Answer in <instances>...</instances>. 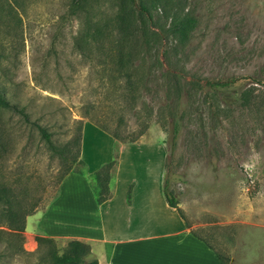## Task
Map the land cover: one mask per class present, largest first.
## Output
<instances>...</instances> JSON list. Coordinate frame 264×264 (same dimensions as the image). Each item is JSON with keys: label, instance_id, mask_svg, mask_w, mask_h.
<instances>
[{"label": "rangeland", "instance_id": "rangeland-1", "mask_svg": "<svg viewBox=\"0 0 264 264\" xmlns=\"http://www.w3.org/2000/svg\"><path fill=\"white\" fill-rule=\"evenodd\" d=\"M165 1L195 19L189 40L155 34L167 21L154 6ZM146 2L155 33L148 32L149 62L138 72L147 82L139 83L136 116L124 104L126 83L109 70V58L92 37L118 0H91L76 16L72 0H0V92L13 106L0 107V186L12 187L27 207L39 200L38 212L45 211L61 194L62 166L37 125L65 146L81 121L85 165L63 192L77 187L80 196L86 181L93 190L94 173L118 156L111 188L116 182L117 198L127 199L130 180L142 181L146 168L161 167L190 231L232 264H264V0ZM168 66L184 77L181 95L164 74ZM90 117L108 128L123 117L121 131L135 135L141 121L149 119L150 127L136 143H121ZM174 118L180 122L176 140ZM56 212L28 219L23 247L0 226V264H43L40 228L56 232L67 221ZM52 239L59 254L70 241Z\"/></svg>", "mask_w": 264, "mask_h": 264}, {"label": "trees", "instance_id": "trees-1", "mask_svg": "<svg viewBox=\"0 0 264 264\" xmlns=\"http://www.w3.org/2000/svg\"><path fill=\"white\" fill-rule=\"evenodd\" d=\"M90 1L91 0H72L71 14L76 16L80 12H86V6ZM115 6L117 9L108 14L107 17L105 16L106 18L102 20L103 24H99L96 27L92 37L95 41H100L101 49L106 53V57L109 58V70L114 72L116 78L122 79L123 83H126V88H124L122 95L124 104L128 107V110L135 111V115L138 116L139 112L136 108L138 106V100L142 98V94L139 92V83L143 84L147 82V75H144L140 80V78H138V72L143 68H147L149 62L147 53V46L149 45L148 32H153V26L151 25L153 18L146 0H118ZM154 7L160 12V18L167 21V25L164 24V26L159 27L156 33L153 32L158 38L163 40L165 37L172 36V38L182 43L189 40L195 28V19L190 13L185 12L183 9H170L166 1L163 4L157 3ZM106 44L108 45L106 46ZM164 56H166V53ZM157 63L161 66V69H165L163 60L158 59ZM168 67L169 68L166 67L167 69L164 74L166 76H171L173 81H175V85H179V90H181L184 88V85L181 84V80H183L184 77L181 73H176L171 70L170 66ZM208 85L212 88H220L228 84L222 82H208ZM179 94H182V90ZM143 105L146 106L145 103ZM0 107L13 108L2 92H0ZM20 112L27 119L26 114L22 110H20ZM90 119L97 127L121 143H136L150 127L149 119L141 121V129L135 135L121 131L122 123L124 122L123 117H120L115 128H108V126L96 121L92 117H90ZM37 128L41 138L51 151L52 156H56L61 163L62 169L57 179V183L60 187L68 175L72 173H81V167L85 165L81 158L83 123L81 121L78 122L74 135L65 146H59L57 144L54 139V132H50L47 128L40 125H37ZM173 132V138L176 140L180 132V122L177 118H174ZM118 161L119 157L115 156L113 160L102 165L94 173L93 181L95 183L92 187L96 201L99 204H103L113 197L111 182L118 166ZM163 189L164 196L169 206L179 213L181 218L185 221L186 227L190 228L182 209L179 207V202L175 193L170 189L168 179L164 181ZM17 195L18 194L12 187L5 185L0 186V226L9 229V235L18 240V245L23 247V232L26 230L27 218L38 212L40 201L38 200L36 203L27 207V204L19 199ZM190 233L205 242L215 252L223 264L230 263L231 258L229 256L218 253L206 240L201 238L194 231H190ZM37 241L45 248V252H43L42 255L43 264H100L96 259H91V246L80 240L69 241L62 254L57 253L51 247L53 245L52 238L38 236ZM10 249L15 253L12 247H10Z\"/></svg>", "mask_w": 264, "mask_h": 264}, {"label": "crops", "instance_id": "crops-1", "mask_svg": "<svg viewBox=\"0 0 264 264\" xmlns=\"http://www.w3.org/2000/svg\"><path fill=\"white\" fill-rule=\"evenodd\" d=\"M146 172L144 180L129 181L131 197L118 199L115 182L113 197L103 204L97 203L90 184L81 175L79 178L86 182L80 196L77 187L69 195L63 192L66 181L75 173L68 175L61 184L59 198L45 211L32 215L41 213L47 218L57 210L58 218L67 220L65 228L50 233L39 225L36 228L45 237L89 244L91 259L100 264H223L205 242L190 233L179 213L167 203L162 168H146ZM60 200L63 204L55 209ZM32 216L27 218V230Z\"/></svg>", "mask_w": 264, "mask_h": 264}]
</instances>
